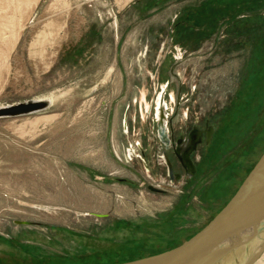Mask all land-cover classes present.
Here are the masks:
<instances>
[{
  "label": "rangeland",
  "instance_id": "374dc122",
  "mask_svg": "<svg viewBox=\"0 0 264 264\" xmlns=\"http://www.w3.org/2000/svg\"><path fill=\"white\" fill-rule=\"evenodd\" d=\"M136 1L0 0V105L51 102L0 118V264L107 263L179 245L264 151V2L226 21L223 0ZM211 8L222 13L202 36L197 12ZM185 13L195 31L172 35ZM164 82L180 92L167 103L175 129L216 126L188 181L157 164Z\"/></svg>",
  "mask_w": 264,
  "mask_h": 264
},
{
  "label": "water",
  "instance_id": "95a60500",
  "mask_svg": "<svg viewBox=\"0 0 264 264\" xmlns=\"http://www.w3.org/2000/svg\"><path fill=\"white\" fill-rule=\"evenodd\" d=\"M50 105L44 99L0 105V118L30 115ZM199 135L191 134L183 142L187 149L182 155L176 152L189 176L195 171L190 154L200 142ZM209 138L210 133L206 142ZM263 252L264 151L228 202L194 235L169 250L118 264H253Z\"/></svg>",
  "mask_w": 264,
  "mask_h": 264
},
{
  "label": "flooded vegetation",
  "instance_id": "af4514ba",
  "mask_svg": "<svg viewBox=\"0 0 264 264\" xmlns=\"http://www.w3.org/2000/svg\"><path fill=\"white\" fill-rule=\"evenodd\" d=\"M180 22L177 21L176 25ZM175 25V26H176ZM174 28L171 31L174 32ZM172 32V35H173ZM118 40V34L117 38ZM121 40V39H120ZM175 50L177 51V58H181L185 52H180V47L178 44H174ZM169 82H164L157 90L153 98V118L156 122L157 129L155 130V136L161 141L162 145V156H160V163L165 170V175L170 181H188L192 179L197 173V162L194 158L198 148L202 145H210L213 143L214 136L216 133V126L208 119L203 121L192 122L186 127L185 132H180L175 129L172 125V119L169 120V109L167 108L168 102L176 101V106L179 105L180 92L168 89ZM126 111V110H125ZM141 114V113H140ZM172 114V113H171ZM200 133V142L197 144L195 150L190 154V159L194 165L195 171L192 176H189V169L182 166L180 160L178 159L176 152L180 151V154L187 149V146L183 144L185 140H188L189 136H197ZM210 133L209 142H206L207 134Z\"/></svg>",
  "mask_w": 264,
  "mask_h": 264
},
{
  "label": "trees",
  "instance_id": "16d2710c",
  "mask_svg": "<svg viewBox=\"0 0 264 264\" xmlns=\"http://www.w3.org/2000/svg\"><path fill=\"white\" fill-rule=\"evenodd\" d=\"M257 0H223V20L226 19V21H232L234 20V16L237 15L240 11H242L243 9H247V10H251L252 8L256 7V5H258V3L256 2ZM264 2V0H262ZM156 2H153V0H149L145 3H142L144 6H153ZM252 5V6H251ZM209 13L207 14V12H197L198 15H204V16H208L207 19H201L198 20V23H204L205 22V26L198 28L199 30V34H201L202 36L207 35V29L208 27H213L212 29H214L216 27V19L218 18L219 15H221L222 10H216L215 8H211L209 11ZM182 19L184 20H180V23L178 25H176L175 30L173 32V35L175 33H180V34H187V35H192L194 30V26L189 24V20L188 18H190V14L185 13L184 15H182ZM204 25V24H201ZM253 167V165H252ZM252 167L248 170V172L252 169ZM248 172L246 173V175L248 174ZM199 231V230H198ZM178 245V244H177ZM175 245V246H177ZM175 246H170L166 249H161L158 250L157 252L148 254V255H153V254H157L166 250H169ZM148 255H136V256H132L129 258H121V259H114L112 258L110 261H108L107 263H101V262H87L85 264H118V263H123L126 261H131L134 259H138L144 256H148Z\"/></svg>",
  "mask_w": 264,
  "mask_h": 264
},
{
  "label": "bare ground",
  "instance_id": "6f19581e",
  "mask_svg": "<svg viewBox=\"0 0 264 264\" xmlns=\"http://www.w3.org/2000/svg\"><path fill=\"white\" fill-rule=\"evenodd\" d=\"M49 101V100H47ZM253 264H264V252L263 254L259 257L258 260H256Z\"/></svg>",
  "mask_w": 264,
  "mask_h": 264
},
{
  "label": "crops",
  "instance_id": "0c3cea01",
  "mask_svg": "<svg viewBox=\"0 0 264 264\" xmlns=\"http://www.w3.org/2000/svg\"><path fill=\"white\" fill-rule=\"evenodd\" d=\"M139 2H140V1L138 0V1H136V3H135V4H139ZM130 3H131V1H130Z\"/></svg>",
  "mask_w": 264,
  "mask_h": 264
}]
</instances>
